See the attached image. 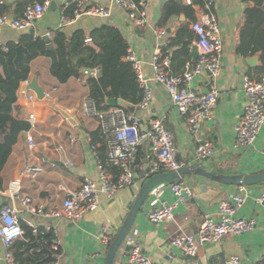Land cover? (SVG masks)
<instances>
[{
	"label": "crops",
	"instance_id": "0c3cea01",
	"mask_svg": "<svg viewBox=\"0 0 264 264\" xmlns=\"http://www.w3.org/2000/svg\"><path fill=\"white\" fill-rule=\"evenodd\" d=\"M69 1L50 0L45 14L36 21L30 31L18 30L10 23L4 24L0 27V43H18L28 32L33 36L37 34L43 37L47 32L62 30L70 37L77 29L89 33L104 24L116 26L129 41V48L141 61L145 83L152 92L146 108L131 105L126 101L122 103L126 109L134 106V112L141 115L142 129H147L153 120L162 119L174 135L179 159L185 165L199 166L222 174H252L264 170V127L253 146L243 148L236 143L235 127L246 105L244 77L248 75L255 79L264 78V74L256 72V68L261 64L259 54L243 56L237 52L240 27L245 10L250 5L247 0H216L215 2L214 11L224 45L221 58L222 70L215 77L206 69L187 86L200 92L216 89L219 95L214 116L202 122L196 135L190 132L186 117L178 111L167 87L154 78L156 67L153 58L158 53L163 57L168 55L170 65L166 67L167 71L173 75L181 74L177 63L171 66V56L175 49L168 47V44L182 26L188 25L192 30V23L203 11L204 1L193 0V5H187L183 0L181 3L177 0H146L148 23L143 26L135 25L128 12L114 5L112 0H89L91 3L110 6L112 14L109 17L83 15L63 24L62 14ZM3 2L7 6L4 13L17 18L18 0H3ZM170 2L191 7L192 15L182 11L173 15L165 25L161 26L159 22L163 9ZM157 29L165 30L162 38L158 37ZM193 34L194 46L196 35L194 32ZM191 62H193L192 58ZM50 65L51 58L46 56L37 57L31 63L29 80L37 79L38 84L46 92L44 98L40 99L37 96V99L29 100L28 92L32 90L27 81L23 82L18 90V101L13 115L27 121L30 116L35 115L37 126L32 134L36 147H29L27 130L21 133L2 171L4 189L0 190V204L16 206L19 209V216L28 224L31 222L39 227L53 228L56 241L61 246L59 264H105L107 249L100 239L102 227L107 225L110 234L115 236L146 181L144 173L158 161V155L149 142L142 145L131 162L136 172L135 183L118 191L110 199L101 196L99 207L79 220H69L62 216L45 217L24 207L21 204L24 197H30L32 205L36 207L59 206L63 203L67 190L79 189L86 179L100 181L101 164L97 148L91 143L90 136L91 131L100 127L99 121L97 117L86 115L80 108L81 102L89 97L87 79L73 78L67 83H59L51 75ZM120 110L127 112L124 109ZM200 139L214 142L215 153L212 157L198 158L195 155ZM31 166L43 168L36 179L26 173ZM108 170L114 175L119 173L117 167ZM21 177L19 193L11 196L10 183ZM180 179L192 185L194 196L187 204L180 205L176 209L173 222L165 224L149 221L147 216L149 204L146 201L128 237L121 245L114 264H126V253L133 243H138L145 255L161 264H228L232 256H239L240 264H254L262 260L264 206L257 201V198L264 192V183L243 187L227 185L195 173ZM241 193L246 194V201L241 208H238L237 216L256 219L257 226L254 230L240 235H227L220 242L203 247L197 257L186 256L179 248L172 245L171 239L178 230L183 229L187 232L197 230L206 215L217 216L220 200ZM165 197L174 200L169 191L165 193ZM129 237L132 239L130 240ZM0 250L2 253L5 251L1 238Z\"/></svg>",
	"mask_w": 264,
	"mask_h": 264
},
{
	"label": "built area",
	"instance_id": "2783aa9c",
	"mask_svg": "<svg viewBox=\"0 0 264 264\" xmlns=\"http://www.w3.org/2000/svg\"><path fill=\"white\" fill-rule=\"evenodd\" d=\"M203 11L198 14L197 19L192 23L191 28L196 35L195 45L198 47L199 57L196 62H187L185 70L178 75L170 74L166 67L170 65V57L156 54L153 63L156 67L155 79L162 82L177 107L178 111L187 119L190 132L198 134L200 125L205 119L214 116V108L218 101V91L213 89L208 92H200L190 89L187 85L193 79L210 70L213 76H218L222 70L221 58L224 50L217 15L214 11L216 0H203ZM113 4L125 9L135 25H147V4L146 0H112ZM187 5H193V0H183ZM3 0H0V4ZM50 5V0L36 2L28 5L22 17L12 18L0 12V27L10 23L14 28L21 31H30L38 19L42 18ZM74 6L72 16L62 14V23L66 24L83 16H96L100 18L109 17L112 14L110 6L100 3H91L89 0H70L66 8ZM158 37L165 34L164 29H157ZM52 32L44 36L51 38ZM43 36V37H44ZM40 37L34 34V38ZM0 43V47H1ZM127 59L132 62L137 75L138 82L144 91L142 100L136 105L146 108L152 96L151 89L145 83V75L141 68L142 64L129 48ZM162 60V61H161ZM99 68L85 69L84 77L98 76ZM83 77V78H84ZM30 83V80H27ZM243 89L246 95V105L239 122L235 127L236 143L238 146L248 148L253 146L264 127V78L258 80L251 76H245ZM28 99H37L34 91L28 92ZM83 112L91 117H97L99 126L107 137L108 159L112 166L119 169L117 175L112 174L106 167L100 165V181L86 179L77 190H67L63 203L52 208L32 205L30 197H24L21 204L33 212L45 217H65L69 220H79L87 213L96 210L100 205V197H114L118 191L125 189L135 183L136 172L132 167V158L139 148L149 142L153 151L158 155V161L144 173V179L152 177L161 172H173L185 166L179 159L178 148L174 135L167 128L162 119H155L147 127L142 129L141 115L137 112H125L120 109H111L99 112L96 103L90 97H86L80 104ZM30 128L27 130V139L30 148L36 147L32 131L37 126L35 115L29 118ZM215 153V145L212 140H201L198 144L195 155L198 158H210ZM41 166H31L27 172L33 179H36ZM21 178L13 180L9 185L11 196H15L21 189ZM243 187V186H242ZM169 191L174 200L165 197ZM194 196L192 185L183 180L177 179L172 182H163L156 185L150 192L147 202L149 210L147 213L150 222L155 224L171 223L175 220L176 209L185 205ZM246 201V194H234L219 202L217 216L206 215L199 228L187 232L178 230L172 237L171 243L179 248L186 256L197 257L200 250L213 243L220 242L227 235H240L252 231L257 226L254 218L237 216L238 208H241ZM257 201L264 206V192L259 195ZM19 209L16 206L0 205V238L5 251L0 250V263L19 264L11 250L13 242L24 235V229L20 223ZM28 224V223H27ZM36 229V225L29 223ZM113 237L107 225L102 227L100 239L108 249ZM128 237V236H127ZM131 240L132 238L129 237ZM60 243L55 241L52 245L51 264H59ZM264 258V257H263ZM262 258V259H263ZM126 264H161L144 254L138 243H133L126 253ZM228 264H240L239 256H232ZM258 264V263H254Z\"/></svg>",
	"mask_w": 264,
	"mask_h": 264
},
{
	"label": "trees",
	"instance_id": "16d2710c",
	"mask_svg": "<svg viewBox=\"0 0 264 264\" xmlns=\"http://www.w3.org/2000/svg\"><path fill=\"white\" fill-rule=\"evenodd\" d=\"M45 1L18 0L16 16L22 17L28 5ZM247 1L250 5L245 10L240 27L237 52L243 56L259 54L261 64L256 68V72L264 74V0ZM5 8V2L0 4L1 13H4ZM73 9V5L69 6L65 8L64 13L72 16ZM182 11L190 14L193 12L191 7L168 3L163 9L159 24L165 25L173 15ZM52 33L50 42L53 44V50L47 47L48 42L44 37L34 38L31 32L25 33L18 43L9 42L0 47V190L4 189V166L21 133L30 128L29 121L15 117L13 111L18 101V90L23 82L29 80L31 63L37 57L51 58L50 73L59 83L83 78L85 69L99 68L98 76H89L86 81L89 97L94 100L99 112L110 109H124L129 112L123 105L108 104L107 99H122L131 105H137L144 95L133 64L127 59L129 41L119 28L104 24L89 33L77 29L70 37L62 30ZM89 38L92 39L93 45L88 44ZM193 40L192 30L188 25H184L177 30L168 44V47L175 49L171 56V66L177 63L181 73L186 63L191 61ZM20 44L25 46L28 54L23 55L16 64L17 47ZM90 136L91 143L97 148L100 164L108 169H115L116 167L109 163L107 137L102 129L97 127L91 131ZM20 223L24 236L15 240L11 246L16 261L19 264H51L53 257L49 252L56 241L53 228L37 226L34 229L23 219ZM258 264H264V258Z\"/></svg>",
	"mask_w": 264,
	"mask_h": 264
},
{
	"label": "water",
	"instance_id": "95a60500",
	"mask_svg": "<svg viewBox=\"0 0 264 264\" xmlns=\"http://www.w3.org/2000/svg\"><path fill=\"white\" fill-rule=\"evenodd\" d=\"M177 2L181 3L182 0H177ZM54 6V2L52 3ZM47 40V47L50 50H53V44L50 42V38L44 36ZM88 44L93 45V41L91 38L87 40ZM25 54H28V50L25 48L24 45L20 44L17 47V56L15 59L16 64L19 63L21 57ZM199 57L198 47L194 45L192 47V61L196 62ZM29 88L34 91L38 98L42 99L45 97L46 92L45 90L38 84L36 78H33L29 83ZM107 103L113 106L122 105V99H115L109 98L107 99ZM131 112H134V106H130L127 108ZM53 138V137H52ZM200 174L210 178L216 182L227 184V185H235V186H253L264 182V170L252 174H244V173H237V174H222L217 173L214 170H207L205 168L193 165H185L181 169L173 172H161L153 175L152 177L148 178L142 185V188L136 197L130 211L128 212L122 226L115 234L111 244L109 245L106 255H105V264H114V259L125 241L126 237L128 236L134 222L137 218L138 213L145 205L151 190L156 186L163 182H172L177 179L183 178L188 174Z\"/></svg>",
	"mask_w": 264,
	"mask_h": 264
},
{
	"label": "rangeland",
	"instance_id": "374dc122",
	"mask_svg": "<svg viewBox=\"0 0 264 264\" xmlns=\"http://www.w3.org/2000/svg\"><path fill=\"white\" fill-rule=\"evenodd\" d=\"M114 238V237H113Z\"/></svg>",
	"mask_w": 264,
	"mask_h": 264
}]
</instances>
